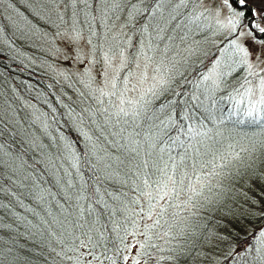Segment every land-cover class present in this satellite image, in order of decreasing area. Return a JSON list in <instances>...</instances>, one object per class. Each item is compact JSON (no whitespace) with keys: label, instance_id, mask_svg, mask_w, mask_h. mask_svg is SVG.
<instances>
[{"label":"trees","instance_id":"trees-1","mask_svg":"<svg viewBox=\"0 0 264 264\" xmlns=\"http://www.w3.org/2000/svg\"><path fill=\"white\" fill-rule=\"evenodd\" d=\"M5 1L11 2L12 4H9L12 6L16 2L14 0ZM136 2L142 9H149V11L155 7L154 0H143V2L137 0ZM91 3L93 10L90 18L95 20L99 15L94 9V0H91ZM192 3V0H186V3L179 8L176 5L180 4V0H170L163 4V12L171 17L168 23L173 25L191 23L192 25V13L195 12ZM198 3L196 0L195 6ZM84 7L86 8L85 5ZM14 8L20 9L17 5ZM22 13L28 25L43 28V23H40L37 17L23 11ZM197 13H200V8ZM158 14L160 15V13ZM248 15L251 16V13L249 12ZM151 17L149 18V13L145 12L143 15L136 16L131 23L127 22L124 30L117 33L115 37V40L120 41L119 46L102 51L94 48L97 37L95 31L91 29L90 31H72L71 33L54 32V36L57 34L54 37V48L59 52L61 48L58 44L60 42L64 44L67 38V45L71 52L62 58L67 59L65 60L67 64L61 58H55L56 54L54 56L51 52L52 46L44 50L39 45L32 44L31 36L28 34L17 37L0 17V145L3 146L0 156L5 161L4 166L0 167V177H2L0 183L6 189V191L0 192V223L6 226L0 228V244L4 248H15L16 264H209L210 259H212V264H215L214 257L218 255V251L213 249L206 252L201 248L202 241L205 240L201 234L211 227L213 221L219 219L213 216L208 217L200 213L196 217L197 221L203 220L199 236L196 238L192 239L191 237L190 240H184L178 235L169 237L165 244L166 249L162 250V239L159 240V235H163V233L158 232L157 240L154 238L150 245L144 243V234L140 229L147 225H152L155 228L161 220L173 223L175 219L183 217L193 204L197 205L202 197L189 201L186 191L179 189L177 195L173 197L176 204L166 207L171 204V196L164 195V198L161 199L160 194L153 195V191L158 188L157 182L162 179V173L158 171V166L162 167L163 165L159 157H151L144 152L147 156L141 157L142 162L139 161L138 164L140 175L131 177L130 187L120 189L119 184L109 186L108 181L102 176V173H112L111 167L105 169L102 167L103 162L96 168H92L91 164L82 165L80 168L82 179H78L76 169L71 168L67 160L61 161L55 157L54 153L50 152L45 155L51 157L50 163L42 155L44 149H52L50 137L53 138L52 145L55 141L62 143L63 152L66 155L65 140L62 139V136L68 137L72 141L76 152L84 153L86 142L80 130L91 137L92 133L88 128L90 125L107 124L114 129L118 127L132 130L131 117L112 115L114 111L112 103H118L116 98L101 97L99 90L102 88L105 91L111 90L110 85L105 87L104 73L108 67L105 62L106 56L111 58L112 65L108 70V76L116 75L120 87H123V78L129 72L133 73V77L136 79V82L130 80L129 87L132 84H137L139 63H144L142 62L144 57L147 56L145 63L149 65L157 63L156 52L152 49L145 51L144 40H142V27L148 23ZM113 20L114 18L111 22ZM164 26L162 20V26L159 22L157 28L158 30L163 29L162 32L167 35L171 29L169 25L167 28ZM252 32L258 38L264 39V34L258 33L256 29H252ZM226 38L221 33L219 40L197 60L192 57V53H189L181 62H169L163 67L167 71L165 75L173 78L171 84L173 91L162 99L171 98L176 91L187 92L189 99L193 94L203 98L211 86V81H204L203 77L213 71L212 66L217 61L220 52L227 49L228 53L232 54L229 58V68L223 71L226 75L223 77L222 86L213 95L215 104L214 106L209 105L210 114L204 113L200 109L196 110L197 126L201 119L204 126H198L201 135L196 136L193 141L195 148L199 149V152L194 156L197 161L196 172L193 176L195 181L197 176L206 177L212 171L222 172L224 175L232 174L236 166L229 161L236 159L226 157L224 142L234 138L227 133L224 125L229 124L233 128L241 127L246 131L251 127L246 123L250 122L247 117L242 116V111L247 110L248 105L246 106L245 103L246 96L241 94L244 92V88L249 85L245 84L243 88L240 85L244 83L245 76L251 82L253 78L248 75L243 64L239 63L240 58L228 46ZM183 40L185 39L176 36V41ZM154 41H159V37ZM186 42L189 41L186 40ZM80 43L89 52L87 58L90 61L81 70L75 72L76 70L72 66L70 67L73 61L68 57L72 56L74 51L80 53L77 47ZM161 43L160 39L159 44ZM179 49H188V47ZM121 52L130 61L123 68L118 66L119 63L121 64ZM77 57L83 60L82 54ZM116 68L122 70L121 76L117 75L116 71H112ZM86 69L89 70L87 73ZM215 71H217L216 68ZM159 75H161L160 71L157 78ZM152 83L153 81L149 79L142 85V90H146ZM138 87L140 86L138 85ZM237 88L240 89L239 93L235 91ZM128 95L132 97L138 93L130 92ZM230 96L235 99H231ZM206 115L208 118L205 119ZM126 119L129 121L128 123H125ZM207 127H216L217 129L220 127L221 130L217 131L220 134L206 135ZM209 137L214 143L212 151L206 142ZM91 138L93 143L98 144L100 141L98 136L93 135ZM181 139H185V137L182 136ZM102 144L107 146L106 143ZM157 152L155 151L156 154ZM180 152H182L181 149H176L171 155L179 159L177 153ZM160 155H163L167 160V152L164 154L158 152V156ZM121 158L126 162L130 160L129 157ZM53 163L55 167L52 166ZM61 163H63V167H60ZM91 163H97L95 156L91 157ZM187 163L189 171H191L193 160H189ZM116 165L111 166L114 168ZM64 168L72 172L76 190L80 189L81 184L87 185L85 192L87 198L80 202L83 205L82 215L81 209L74 206L75 201H72L73 207L69 208L68 212H63L57 205V201H59L65 208L69 207L61 192V186L66 185L68 179L64 176ZM14 170L16 171L14 172ZM168 171L170 174L179 173V169L171 167ZM156 173L159 176L153 177ZM10 176L17 181L16 184L12 183L9 179ZM60 177L63 179L60 184H57V178ZM196 183L198 182L196 181ZM187 184L188 180L185 178V186ZM36 185H39V188ZM40 188L49 189L58 195L55 198L48 195L44 201H39L35 193L39 192ZM206 192H208L207 189H205ZM245 195L250 198L255 196L248 191ZM260 201L263 205L257 212L252 209L251 212L245 214L243 225L237 229L239 234L221 232V236H228L229 240L217 245L216 250L226 247L228 243H239L240 236L244 233V225L255 227L256 224H261L260 219L263 216L260 214L264 213V196L260 197ZM162 208H164V212ZM121 210L124 211V214L129 211L134 214L133 219L137 225L134 230L131 231L127 228L128 224H125L126 222L121 218ZM253 213L256 215L253 216ZM247 222L248 224H246ZM8 225L11 227H7ZM113 225L118 226V235L112 232ZM89 238L91 239L89 240ZM82 242L87 247L82 246ZM90 249L100 257L99 260H92L89 254ZM142 249L144 252L138 254Z\"/></svg>","mask_w":264,"mask_h":264},{"label":"rangeland","instance_id":"rangeland-1","mask_svg":"<svg viewBox=\"0 0 264 264\" xmlns=\"http://www.w3.org/2000/svg\"><path fill=\"white\" fill-rule=\"evenodd\" d=\"M14 1L16 2L13 5H17L18 7H20V9H15L14 6L11 5V2H9L11 3L9 4L5 0H0V17H2L7 26L14 31V34L17 37L22 34L30 35L32 44L39 45L44 50H47L50 46H52L53 49L51 52H53L54 56L56 54L55 58H61V60L64 61L67 59L62 58L66 55H69V53L71 52L70 48H68L69 45H67V38L64 41V44H62L63 42L59 41L60 43L58 44V46H60L61 48L59 52L56 48H54V37L57 35L56 34L54 36V32L65 31V33H71L72 31H90L91 29L95 31V35L97 37L94 48L102 51L103 49L106 50L109 48L117 47L119 46L118 44H120V41L118 42L117 40H115V37L117 36V33H121V30H124L125 24L129 21L128 12L131 9V6L133 4H136L141 8L139 3L136 2L137 0H120L118 8L116 7L115 0H103V2L102 0H94V9L97 11L99 17L93 20L90 18V15L86 14L83 3L77 2L75 7H73L71 0H59V3H54L52 2V0ZM192 1V8H195V12L192 13V25L191 23L187 25H173L172 23L169 24L168 21L169 18L171 19V17L167 13L163 12L164 8H162V13H155V15L152 16L148 21L147 32H145L142 27V40H144L143 44H145L144 50H154V52H156L157 63L149 65L148 63H145L147 60V56L144 57V59L142 60V62L144 63H139L140 68L138 69V77H140L141 73H146L149 77H151L152 75L157 76L159 71L161 72V74L165 75L167 71L163 68L164 64H168L169 62L173 61L179 63L184 60L183 58L189 55V53H192V57L196 58V60L199 59L201 55H205L208 49L219 40L221 33L223 37H227L226 43H228V46L230 40H235L237 44L247 45L252 50L264 48V45L253 44V38L247 35L248 30L246 28H241L235 34L229 35L228 28L222 27V25H227L229 18V9L223 4V0H197L199 3L196 6V0ZM247 2L250 6L257 8L260 7V5L255 2V0H247ZM198 8H200V13H197ZM22 11L37 17V20L40 23H43V28L40 29L38 26L36 27V25H33L32 27L31 25H28L25 22V16L23 15ZM158 13H160V15ZM113 18L114 20L111 22ZM255 19L259 23V26L261 28H264V18L258 16L255 17ZM162 20L165 24L164 27L167 28L168 25L170 26L171 30L167 35L160 31L161 28L159 30L157 28L159 22L162 26ZM157 30L158 32H156ZM240 31H243L245 33L243 37L239 36ZM258 33L260 32L258 31ZM176 36L185 40L176 41ZM254 36L257 37L255 34ZM157 37H159V41H154V39H157ZM160 39L162 41L161 44H159ZM142 40L140 43V48L142 46ZM186 40L189 42H186ZM77 47L80 50V53L78 51H74V54L68 57V59H72L73 61L70 67L72 66L76 70H74L75 72L81 70V68L85 67V65L88 64V61H90L87 58L89 52L86 51V47H84L82 43H80V45H77ZM180 47H188V49H179ZM79 54H82V61L77 57ZM231 56L232 54L228 53L227 49L220 52L217 58V60L220 61V63L216 67L217 72H223L229 68V58ZM261 61L262 62L259 63L258 67H253L252 69L253 73L259 72L260 75H251L253 81L251 85L248 86L253 88L255 95L246 96L247 100L245 103L246 106L248 105V109L242 111V116L245 115L247 117L248 121L250 122L246 123L250 124L251 127L246 131L241 127L233 128L232 125H224L227 133L231 134L232 138H234L228 139L224 142V151L226 157H233L234 159H236L235 161H229L232 162L234 166H236V169L232 174H236L238 171L244 173L243 179H238L234 184L231 185L233 187V191L232 193H230L232 199L229 201L230 207L232 208L233 212L239 217V220H237L236 222L231 221L225 215L224 211L216 210L212 205L208 204L205 201L204 196H211V193L206 192L204 193V196L200 198L197 205L193 204L192 208L183 217L175 219L173 223H170L167 220H161L157 223L155 228L152 225H147L144 226L143 229H140L141 233L144 234L143 240L146 245H150V242H152L154 238L156 240L158 239V232L163 233V235H159V240L162 239V250L166 249L165 244L169 237L178 235L181 236L184 240H190L191 237L192 239L198 237L200 226L203 224V220L197 221L195 219L201 213L205 214L208 217L213 216L219 218L213 221L211 227L205 230L203 234H201V236L205 239L202 241L201 248L204 251L209 252L217 247V245H210L206 242L210 234L221 235L222 231L225 233L233 232L236 235L239 234L237 229L241 228V225H243L245 214L251 212L252 209L253 211L256 210L257 212V210L262 207L263 204L260 201V197L264 196V106L260 107L259 121L254 122L253 117L246 115V112L250 108V102L254 103L260 96L257 85L259 84L261 77H264V57H261ZM249 63L255 65V57L250 58ZM65 64H67L66 61ZM118 66H120V63L118 64ZM242 66L248 73V66L245 64H243ZM112 71L115 72V69ZM121 71L122 70H119L118 72H116V74L121 76ZM131 79L132 81L136 82V79L134 77ZM40 126L43 127V125ZM88 128L92 133L91 137L95 135L98 136L100 140L98 144L93 143L92 140L90 143V146L91 144L98 145V156H103L104 149L108 148V150L111 152L112 157H129L130 159L129 161H125L121 165H118L119 161H107L111 165L117 164L114 168H112L111 166L112 173H102V176L108 181V185L111 186L112 184H119L120 189L130 187V182L132 180L131 177H138L140 175L138 164L139 161L142 162L141 157H146L147 155L144 152H141L140 156L138 157L135 156V153H132L129 156L126 154L125 150L111 146L110 142L116 139V137L113 136L112 133L120 132L121 129L125 128L117 127V129H114L107 124H103L101 126L90 125ZM220 130V127L218 129L216 127H207L206 135H219L220 133L217 131ZM130 131L131 130L125 129V132L121 133V135L126 136L127 132ZM49 141H51L50 146L52 147V149H44L42 151L43 157H47L45 155L50 152L54 153L55 157H60L62 154L65 155V153L63 152L64 147L62 143L60 144L58 141H55V143H53L52 145V137H50ZM101 142L106 143L107 146H104ZM123 142L124 141L122 140L121 143ZM206 142L210 146V151H212L214 148V143L211 142V138L209 137ZM132 157H135V159H132ZM151 157H159L158 152L156 154L154 151ZM212 157H214V154H212ZM253 161L255 163H253ZM249 165H251V167H249ZM102 167H104V169L106 168L104 164H102ZM157 175L159 176V174L156 173L153 175V177H156ZM208 175L209 174H207V176ZM229 175L231 174L228 173L224 175L225 178L223 179V183L225 185L230 184V181L227 178ZM176 178H180L178 174L176 175ZM193 183L197 188L200 187L199 183H196L194 179ZM213 183H215V181H213ZM171 188L172 185L171 182H169V194L165 196H171V204L166 207H171L176 204L174 203L175 200H173V197L177 195V191L179 189H182L178 188L176 192H172L170 191ZM157 189L153 191V195H163V192ZM247 191L255 194V196L253 198L248 197L247 195H245ZM189 194L190 193H188V195ZM194 198L196 199L197 197H193V199ZM163 209L164 208H162V211L164 212ZM120 213L122 215L121 218H123L126 222L125 224H128L127 228L131 231L134 230L135 226H137L133 219L134 214L131 211L124 214V211L122 210L120 211ZM261 218L262 219L260 220L262 224L264 223V216ZM124 221L122 220V222ZM246 224H248V222ZM261 224L258 223L255 225V227H258ZM111 229L114 234H119L118 226L113 225ZM142 252H144L143 249L140 250L138 254H142Z\"/></svg>","mask_w":264,"mask_h":264},{"label":"snow or ice","instance_id":"snow-or-ice-1","mask_svg":"<svg viewBox=\"0 0 264 264\" xmlns=\"http://www.w3.org/2000/svg\"><path fill=\"white\" fill-rule=\"evenodd\" d=\"M54 3H59V0H52ZM83 3L86 8V14L91 15L93 10V5L91 0H71L73 7L76 3ZM103 2V0H102ZM116 7H119L120 0H115ZM143 2V0H141ZM170 2V0H154L155 7L149 9H142L138 5L133 4L128 12L129 23H131L136 16L143 15L145 12L149 13V18L154 16L155 13H162V5ZM256 3L260 5L259 8L250 6L247 0H223V4L229 9V18L227 25H222L229 30V35L236 33L241 27L248 29L247 35L253 38L254 45H264V39H260L254 36L252 29H257L260 33L264 34V28L259 26V23L255 17L264 18V0H255ZM186 0H180V4L176 7L179 8L184 5ZM251 13V16L248 13ZM75 15V12H74ZM62 19V17H61ZM247 21V22H245ZM148 25H143V30L147 32ZM162 32L163 29H160ZM79 34L77 33V36ZM245 33L243 31L239 32V36L243 37ZM229 46L234 50L235 55L239 59V63L248 66V75H257L259 72L253 73V67H258L261 61V57H264V48L258 50H252L247 45L237 44L235 40L229 41ZM255 57L256 64H250L249 59ZM150 59V58H149ZM105 62L108 67L105 69V87L110 85L111 90L105 91V89H100V96L115 97L118 103L113 102L112 108L114 111L112 115L116 117H131L132 130L127 132V135H121L125 132V129H121L120 132H113L112 135L116 137L115 140L111 141L112 147L125 150L127 155L135 153V156H140L141 152H146L147 155L152 156L154 151H158L160 154L168 153L167 160L164 159L163 155L159 156L162 162V167L158 166V171L162 173V179L157 182L158 188L163 191V195L160 196L161 199L164 195L169 194V182H171L172 188L170 191L176 192L178 188H182L186 191L188 195V200L191 201L193 197L204 196L205 189L211 196H204L205 201L212 205L216 210H221L225 212V215L233 222L239 220V217L233 212L229 205V201L232 199L230 193L233 191L232 184L238 179L244 178V173L238 171L236 174H231L227 178L230 181L229 185L223 183L224 174L222 172L212 171L206 177H196V181L199 183L200 187L197 188L193 183V176L196 172L197 161L194 159L196 153L199 149L195 148L193 143L196 136H200L201 133L198 131V126L203 127V120L199 121L197 126V109L202 110L204 113L209 112V105L214 106L215 101L213 100V95L217 89L222 86L223 77L226 73L217 72L215 68L220 63L219 60L213 65V71L203 77L204 81H211V86L207 90V94L201 98L200 95L193 94L191 99L188 98L189 94L187 92L176 91L171 98L162 99V97H167L170 92L173 91L172 77H168L164 74L149 77L146 73H141L137 80V84H132L129 87L130 79L133 77V73L129 72L123 78V87H120L118 77L116 75L108 76V70L112 67L111 58L105 57ZM129 58L124 57L123 52H121V64L120 68H123L126 63H129ZM120 68L115 69L116 72ZM86 73L89 71L85 70ZM149 79L153 83L146 89L142 90V85L146 83ZM251 81L247 76L244 77V83L240 85L241 88L245 84L251 85ZM138 85L140 87H138ZM199 87V84H197ZM257 89L260 92L259 98L254 102H250V108L246 112V115L253 117L254 122L260 120V107L264 106V77H261ZM237 93L240 89H235ZM130 92L138 93L136 96L129 97ZM243 96H253L255 92L252 87L244 88V92L241 94ZM235 99V97H231ZM158 102V103H157ZM107 111V109H106ZM205 119L208 118L206 115ZM129 121L126 119L125 123ZM81 135L85 140L86 151L84 153H79L74 150V145L68 137H63L65 140V148L67 154H62L58 159L61 161L67 160L71 168L76 169L78 179H82L80 176V168L82 165L91 164L92 168H96L98 164L104 162L106 168L111 167L107 161H119L123 164L125 161L120 156L112 157L111 152L108 148L104 149V155H97L98 145L91 144L92 138L82 130H80ZM185 139H181V137ZM124 141L121 143V141ZM3 146L0 145V150ZM176 149H181L182 152L177 153L179 159L176 156L171 155ZM191 152V154H190ZM95 156L97 163H91V157ZM51 163V157H46ZM135 159V157H132ZM193 160L191 165V171H189V165L187 161ZM171 162V163H169ZM39 163V161H38ZM253 163H255L253 161ZM5 161L3 157L0 156V167L4 166ZM55 167V164H52ZM60 167H63L61 163ZM179 169V173H169L168 169ZM251 167V165H249ZM16 170H14L15 172ZM179 175V180L176 175ZM31 175V174H29ZM58 176V173L56 174ZM64 176L67 177L66 185L61 186V192L63 194V199L67 202L68 208H65L63 204L57 201V205L62 209L63 212H68L69 208L73 207L72 201H75V207L81 209V215L83 212V205L80 203L82 200L86 199V184H81L80 189H75V182L72 180V172L67 168H64ZM2 178V177H0ZM185 178L188 180V184L185 186ZM13 184L17 181L11 176L9 177ZM62 177L57 178V184L61 183ZM99 179V177H97ZM215 181V183H213ZM39 188V185H36ZM215 189V191H214ZM71 190V191H70ZM6 189L3 184L0 183V192H4ZM48 195L55 198L57 193H52L49 189L40 188L39 192L35 193L36 198L39 201H44ZM51 214V213H50ZM256 215L255 213L252 214ZM264 216V213L260 214ZM6 227L0 223V228ZM7 227H11L8 225ZM83 227V225H80ZM91 238H89L90 240ZM229 240L228 236H221L217 234H210L207 243L210 245H220L222 242ZM82 246L87 247V245ZM216 251V249H214ZM15 248L9 247L4 248L0 244V264H16L17 256L14 255ZM89 254L92 260H99L100 257L96 256L91 249ZM78 260L80 258H77ZM215 264H264V223L258 227H249L244 225V233L240 236V242L228 243L226 247H220L218 249V255L214 257ZM209 264H212V259L209 260Z\"/></svg>","mask_w":264,"mask_h":264}]
</instances>
